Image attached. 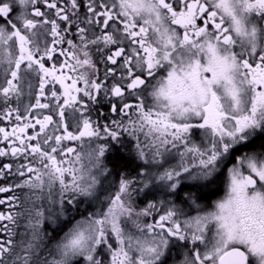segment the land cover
Instances as JSON below:
<instances>
[{
    "label": "snow or ice",
    "instance_id": "1",
    "mask_svg": "<svg viewBox=\"0 0 264 264\" xmlns=\"http://www.w3.org/2000/svg\"><path fill=\"white\" fill-rule=\"evenodd\" d=\"M101 95L120 117L111 125L84 114V98ZM68 109L79 113L75 131ZM13 116L11 131L0 127V157L28 162L15 173L4 163L0 180L23 177L14 188L49 206L19 211L18 196L0 199L11 209L0 211V264H264V0H0V121ZM124 133L137 177H121L106 211L81 212L99 201L106 153ZM85 137L106 143L86 154L64 145L83 148ZM183 181L194 182L183 205L196 215L170 199ZM220 181L224 195L204 208L198 193ZM134 185L165 199L137 210Z\"/></svg>",
    "mask_w": 264,
    "mask_h": 264
},
{
    "label": "flooded vegetation",
    "instance_id": "2",
    "mask_svg": "<svg viewBox=\"0 0 264 264\" xmlns=\"http://www.w3.org/2000/svg\"><path fill=\"white\" fill-rule=\"evenodd\" d=\"M182 31V30H181ZM50 39V38H49ZM60 47H66V45H58L57 48L59 49ZM99 55V54H97ZM96 57H94L95 59ZM58 59L60 62H62L65 57L63 56H59V51L54 55V60ZM51 61L48 62V66L51 65ZM98 67L100 69V76L101 78H103V72H104V68L105 65L100 63L98 64ZM33 82L36 83L35 77H33ZM108 83H111V81H108ZM57 88H59V85H57ZM35 91V90H34ZM85 102L90 104V111H85V116H89L91 117L92 121L95 123H99L100 125H104V124H109L111 125V120L112 119H117L119 120L120 117L116 116V114L112 113L110 111V105L107 99H103L102 95L101 97H98V99L100 100L99 103L96 104H91V102L87 101V98L85 97ZM34 103V99H32L31 101L29 100V98H25L24 103ZM42 102H46L43 101ZM130 102H135L134 98H130ZM45 114H49V110L44 109H35L33 115L37 116L38 118H42L43 115ZM66 116L68 117V119L66 120V123L73 125V127L70 128V130L75 131V127H74V123H75V119L76 117L79 116V113H75L74 115L72 114V110L68 109L66 110ZM29 119H32V116L29 117ZM125 120L127 119L126 117L124 118ZM34 122V121H33ZM15 120H14V116L13 118H11V122H9V120H2L0 121V127H5L7 130L11 131V128L15 125ZM51 128V126H50ZM32 129H29V133H32ZM60 134V133H57ZM193 134L195 137L196 142H199L201 139H203L202 135H201V130L199 129H195L193 130ZM127 137H129L127 135V133H124L122 136V139L125 141V139H127ZM103 140H97L96 138H93L91 144H89L88 138L85 137L83 138V148L80 147L81 145V141H64V145L67 147H73L76 148V150L78 152L81 153H85L86 149L91 146V145H96V144H100V142ZM7 144V142H4L3 144H0V147H5ZM120 145H116L114 148L110 147V153H114V152H118ZM121 148H125V145L120 146ZM124 152H128L127 149H123ZM75 154H70L67 158L71 159L72 156H74ZM60 159H64L65 157H59ZM27 163L28 161L23 160V157L19 158V159H13L10 157H0V167H2V165L4 163H11L13 165V169L12 172L15 173L16 172V167L21 163ZM178 162V157L176 161H173V163ZM141 163V162H140ZM139 163V166H140ZM132 167L131 168H137L135 163L131 162ZM34 166H38V165H34ZM129 178H131L130 176H128ZM22 179H24L23 177H18L17 175H8L6 179L4 180H0V186H9V187H13V191L12 192H5V193H0V199H7V197L9 196H18L19 197V193L20 190L19 188H14V185L19 183ZM194 186V182L192 181H188L185 184H182V188L180 190V195L176 196V197H171L170 199H172L175 203L179 202L181 200H184V192L188 191L189 189H192ZM145 193H148L147 195ZM198 195L201 197L200 199V204L204 207V208H209L216 200L220 199L223 195H224V183L223 181H220L218 183L217 186H214L211 190L208 189H202L200 190V192L198 193ZM134 197V196H132ZM137 198V197H136ZM165 197L163 196V194L158 190V191H145L141 196L138 197L137 201H140V203L142 202H146V201H158L160 202L161 200H164ZM13 203H19L20 204V200L18 201H14ZM19 210V209H18ZM193 215H196V210L195 209H190ZM0 211H11V209L8 208L7 204L5 205H0ZM155 213V212H154ZM19 231V229H18ZM177 253V250L174 249L173 250V258H175Z\"/></svg>",
    "mask_w": 264,
    "mask_h": 264
},
{
    "label": "rangeland",
    "instance_id": "3",
    "mask_svg": "<svg viewBox=\"0 0 264 264\" xmlns=\"http://www.w3.org/2000/svg\"><path fill=\"white\" fill-rule=\"evenodd\" d=\"M142 139H143V137H142ZM104 143H106L104 140L100 142V144H104ZM124 145H125V148L124 147L121 148L119 146L120 150H118V152L123 154L124 156H126L128 159H130V161L132 163H135L137 168L136 169L135 168L128 169L127 171H123V170L120 171L119 170V171L116 172V175L114 174V177H113V175H108L106 178H102L103 184L100 187H98V190H97V195L100 198L99 201L95 205H88V204H85V203H81L80 204V211H82V209H84L85 206H91V209L89 211H97V210L106 211L107 205H108V197L114 196L115 193L118 191L121 177L125 176V175L126 176H130L133 179H135L137 177V174H138V171H139V163H140V161L135 158V149H134L135 141L131 140L130 137H127V139H125ZM95 146L94 145L89 146L86 149L85 154L88 151H90L91 148H94ZM123 149H127L128 152L127 153L124 152ZM109 154H110V149L106 153V157H108ZM105 162L108 165L107 159H106ZM83 163L84 164L88 163L86 158L84 159ZM110 172H111V170H110ZM66 179L70 180L71 177L66 176ZM187 182L188 181H183L182 184H185ZM134 187H136L137 191H134L132 193V196H134V197H132V202L134 204V207L137 208V210H140V209H143V208L147 207L149 202L157 203V205L159 206L160 202H158V201H153L152 200V201H146V202H142V203H140V201H137L138 197L141 196L144 192H140L139 191L140 185H134ZM145 191H148V190H145ZM151 191H158V189H153ZM26 192H27L26 189H21L20 190V193H19L20 194L19 195L20 199L19 200H20V204L22 206L19 209V211H24L25 208H33V207H35V208H41V207L47 208L49 206L46 199H44V198L36 199L35 197H32L31 199H29V197L27 195H25ZM44 196L45 197L47 196V192L44 193ZM53 197H54V199H58L59 198V185L58 184L55 186V188L53 190ZM176 204L178 206H180V207H184L185 212L189 213L190 215H193L192 213H190L191 210L183 205V200H181L179 202H176ZM160 211L162 212L163 209H161ZM159 214H160V212H155L154 213V217L158 218ZM154 217H142L141 219L142 220H146L147 222H153ZM76 218L79 219V216L77 215ZM26 219H27V215H25V218L23 220H21V222H20L21 223V227L19 228L20 232L24 231V227L23 226L26 223ZM70 226H71L70 222H64L62 224L61 229L59 230V233L54 235V238L56 240H58L63 235V232L67 231L68 227H70ZM45 228L49 232L53 231L51 225L48 224L47 222L44 225V229ZM54 234H55V232H54ZM52 243H53V240L50 241L47 236L44 237V244L45 245H47L48 247H51Z\"/></svg>",
    "mask_w": 264,
    "mask_h": 264
},
{
    "label": "trees",
    "instance_id": "4",
    "mask_svg": "<svg viewBox=\"0 0 264 264\" xmlns=\"http://www.w3.org/2000/svg\"><path fill=\"white\" fill-rule=\"evenodd\" d=\"M107 163H108L109 169L111 170L110 175H113V177H114V174L116 175V172L119 170L120 171H122V170L127 171L128 169H132L130 159H128L126 156H124L123 154H121L119 152L110 153L107 157ZM90 209H91V206H85V208L82 209L81 212L86 213ZM46 228L44 229L45 232H49L46 230ZM58 233H59V230L55 231L54 235H56Z\"/></svg>",
    "mask_w": 264,
    "mask_h": 264
}]
</instances>
